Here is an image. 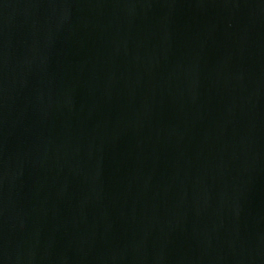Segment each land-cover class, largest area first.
<instances>
[{
    "label": "water",
    "instance_id": "1",
    "mask_svg": "<svg viewBox=\"0 0 264 264\" xmlns=\"http://www.w3.org/2000/svg\"><path fill=\"white\" fill-rule=\"evenodd\" d=\"M0 264H264V0H0Z\"/></svg>",
    "mask_w": 264,
    "mask_h": 264
}]
</instances>
